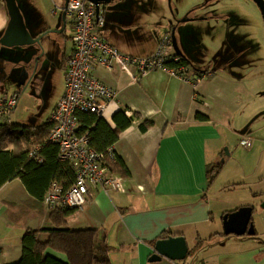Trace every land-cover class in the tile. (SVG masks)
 Instances as JSON below:
<instances>
[{"label": "crops", "instance_id": "obj_1", "mask_svg": "<svg viewBox=\"0 0 264 264\" xmlns=\"http://www.w3.org/2000/svg\"><path fill=\"white\" fill-rule=\"evenodd\" d=\"M17 1L25 13L32 35L36 32L38 36L62 27V20L58 26H44L43 17L45 12L52 17L62 14L58 8L64 6L63 0ZM190 2L187 5L183 0H177L175 15L178 20L184 18L189 10L201 7V2ZM100 14L104 18V25L99 29L102 38L128 55L150 56L157 52L167 35L172 39L169 21L173 16L168 0H116L102 7ZM195 16L196 19L190 23L175 24L178 45L184 52L183 57L191 64L188 67L198 69L200 72L197 71V74L211 73L200 84L194 85L169 70L149 72L135 82H127L125 75L104 68L94 71L98 80L119 92L104 118L112 128H115L113 116L121 110H126L129 117L134 113L140 116L112 147L131 176L127 178L117 171L118 162L111 161L108 165L110 174L120 179L122 190L91 188L83 208L54 212L43 201L36 200L20 178L6 183L0 188L1 264H15L21 260L22 240L29 230L39 231L37 241L48 243L51 233L46 230L59 228V221L63 223L62 229L97 230L99 238L110 248L111 264H264V240L249 236L226 238L214 230L218 218L221 220L225 214L237 209L223 210L220 207L219 200L215 198L220 193L213 192L208 178L209 169L223 163L222 147L231 141L217 124H230L235 113L240 115V110L248 107L252 98L264 97V91L256 94L248 91L242 81L244 77L228 70V57L223 63L217 56L220 54L225 58L232 51V48L228 49L231 45L219 49L203 41L194 25L213 18L205 19L209 15L204 13ZM9 22L5 1L0 0V37ZM67 28L70 35L60 39ZM52 36L62 44V81L54 103L42 117L43 121L39 122L35 117L33 107L40 103L37 96H41V91L38 90L34 97L28 96L29 84L25 87L21 83L19 88L15 87L4 95L18 94L17 109L8 122L31 127V135H36L43 125L49 124L51 114L63 96L66 63L74 51L70 19L67 18L62 33ZM2 51H7V48ZM214 52L217 54L214 55ZM15 64L8 58L0 61V86L3 87L5 78L18 69ZM216 66L220 68V73L216 71L217 74H214ZM24 95L30 107L21 105ZM213 98L226 103L231 98L229 105L233 113L220 118V109L209 105L208 101ZM262 103L263 100L258 106L264 108ZM198 114L209 120H197ZM144 121L153 125L142 132L140 126ZM0 123H3L1 119ZM243 139L250 140L251 145L243 146ZM35 140L31 138L29 144L35 143ZM252 141L249 137L241 136L239 139L243 147H251L254 144ZM17 147L15 143L7 145L10 151H15ZM169 236L185 237L189 246L186 260L163 258L159 263H151L156 241ZM46 255L69 263L65 253L51 248L46 250Z\"/></svg>", "mask_w": 264, "mask_h": 264}, {"label": "rangeland", "instance_id": "obj_2", "mask_svg": "<svg viewBox=\"0 0 264 264\" xmlns=\"http://www.w3.org/2000/svg\"><path fill=\"white\" fill-rule=\"evenodd\" d=\"M183 1L187 5L190 1L193 3L201 2V7L195 11L191 9L193 10L191 13L197 11L195 14L204 13L220 19L217 21L213 18L207 22L198 23L194 27L199 30L202 40L208 44H213L219 49L221 47L225 49L230 44L231 47L228 49L232 48V51L226 54L225 58L220 54L217 57L223 63L228 57L227 62L229 61L230 64L228 70L244 77L242 81L248 91H252L254 94L263 92L264 22L256 4L252 0ZM171 6L175 13L178 9L177 0H172ZM44 15V26L48 24L58 26V22H61V13L56 17H52L48 12H45ZM42 29L44 30L46 27H42ZM53 34L47 33L40 45L7 48V51L0 53L1 61H4L5 58L11 59L18 68L5 78L6 82L3 87L0 86V97H5V93L10 92L15 87L19 88L21 83L25 87L29 84L28 96L34 97L38 90L41 91V96H37L40 103L33 105L35 108L34 115L39 122L43 121V115L52 106L56 99V93H59L61 88L62 44H59L58 40L52 39ZM33 35L37 37L36 32ZM65 35H70L68 28L65 34L59 38L63 40ZM215 54L217 53L214 52ZM219 67H215L214 74L220 73ZM241 93L245 94L244 91ZM261 100L264 101V97L252 98L250 105L240 110L241 116L235 113L230 124L225 126L217 124L218 129L231 141L222 147L223 158L226 159L222 163V170L211 185L214 188V193L215 191L220 193L215 198L219 200V205L223 210H238L242 207L253 208L252 221L256 229V236L254 237L264 240V209L262 208L264 203V114H262L264 108L258 106ZM27 101L28 99L24 95L21 105L30 107L28 106L29 102L27 105ZM208 102L210 107L220 109L218 112L220 118L233 113V109L229 105L232 103L231 98H229L228 103L219 101L218 98H213L212 101ZM9 118L11 119V116L4 117L2 121H7ZM241 136L253 139L254 144L251 147H243L239 143ZM30 144L32 145V143ZM227 153H229L228 156ZM238 186L244 188L236 189ZM217 220L218 225L214 227V230L224 235L222 219L218 218Z\"/></svg>", "mask_w": 264, "mask_h": 264}, {"label": "built area", "instance_id": "obj_3", "mask_svg": "<svg viewBox=\"0 0 264 264\" xmlns=\"http://www.w3.org/2000/svg\"><path fill=\"white\" fill-rule=\"evenodd\" d=\"M58 9L70 19L74 51L66 63L63 96L49 119L51 129L47 140L58 146V159L75 168L76 179L67 189L54 182L45 194L43 204L51 211H66L83 208L91 188L122 190L120 179L110 174L107 165L108 161L117 162L114 152L94 151L88 144V138L77 132L80 113H93L105 118L110 104L119 94L117 89L98 80L94 76L95 70L104 68L125 75L127 82H135L155 70H169L194 85L200 84L211 73L197 74L188 66L168 68L167 62L181 60L170 35L150 56L123 53L100 35L104 18L97 12L95 4L88 0H69L67 6ZM18 103V94L0 98V119L10 117ZM8 121L3 123L10 124ZM241 144L250 146L251 142L243 139ZM29 157L37 164L44 162L40 146H35Z\"/></svg>", "mask_w": 264, "mask_h": 264}, {"label": "trees", "instance_id": "obj_4", "mask_svg": "<svg viewBox=\"0 0 264 264\" xmlns=\"http://www.w3.org/2000/svg\"><path fill=\"white\" fill-rule=\"evenodd\" d=\"M190 65L184 57H181L178 62L169 61L166 63L170 69ZM192 69L195 73L199 71L195 67ZM139 118L140 116L136 113L129 117L126 110H121L113 116L115 128H112L104 118L96 114L80 113L77 132L88 138V144L94 151L107 153L112 150L120 135L133 125L135 119ZM197 120L208 121L209 118L198 114ZM152 125L153 123L144 121L140 126L141 131H147ZM41 128L36 135H31V127L8 123L0 124V188L6 183L20 178L28 192L39 201H43L45 194L54 182L67 189L76 179L75 168L68 162L60 161L58 146L47 140L51 126L47 124ZM31 138L36 139L32 145L29 144ZM4 139L8 142H2ZM21 139H23L22 143ZM8 143H15L18 146L17 149L15 151L8 150ZM35 146H40V154L44 158L42 164H37L29 157L30 151ZM115 158L118 162L117 171L127 178L131 177L123 161L116 155ZM110 163L111 161H108L107 165ZM221 170L222 163L209 169L210 183ZM70 210L54 212H69ZM62 224L59 221L57 223L59 228L46 230L51 233V238L46 244L37 241L36 237L39 231H27L22 240V258L15 264H111L110 248L103 239L99 238L97 230L71 231L66 228L62 229ZM222 237L229 238L230 236L222 235ZM49 248L65 253L69 263L46 255V250Z\"/></svg>", "mask_w": 264, "mask_h": 264}, {"label": "water", "instance_id": "obj_5", "mask_svg": "<svg viewBox=\"0 0 264 264\" xmlns=\"http://www.w3.org/2000/svg\"><path fill=\"white\" fill-rule=\"evenodd\" d=\"M7 6L10 22L5 31V33L0 37V53L1 49L4 48H16V47H24L29 45H34L37 43H41V39L47 33H62L67 24V15L65 12H62L61 20H62V28L56 30H49L46 33L42 34L39 38H34L32 33L29 31L26 20L25 13L19 2L17 0H4ZM64 6L68 5L69 0H63ZM95 4L97 8V12L99 13L101 8L106 6L107 4H111L116 0H88ZM256 6L259 8L262 19L264 22V1L263 0H252ZM172 0H168V5L172 14V19L169 21L170 26L172 27V43L176 53L183 57L184 52H182L181 48L178 45V38L176 36V24L179 23H190L194 21L193 19H187L188 15L194 10L198 9L194 8L190 12L186 13L184 18L178 20L176 17L173 8L171 6ZM176 23V24H175ZM200 72V71H198ZM229 153H227V156ZM225 160L223 159L222 162ZM262 208L264 209V203L262 204ZM253 216V208L251 207H242L236 211L229 212L225 214L222 218L223 221V230L224 236H256V229L254 223L252 221ZM189 255V246L187 244V240L184 236L173 237L169 236L164 239H160L156 241L154 247V254L150 258L151 263H159L163 258H167L172 261H184Z\"/></svg>", "mask_w": 264, "mask_h": 264}, {"label": "flooded vegetation", "instance_id": "obj_6", "mask_svg": "<svg viewBox=\"0 0 264 264\" xmlns=\"http://www.w3.org/2000/svg\"><path fill=\"white\" fill-rule=\"evenodd\" d=\"M208 2H209V0H208ZM199 8H200V7H199ZM196 12H197V11H196ZM196 12H193V13L189 14L188 17H187V19H193V20L196 19V16H195V15H196V14H195ZM205 17H206L205 19H208V18H214L212 15L205 16ZM214 19L217 20V21L220 20V19L217 18V17H215ZM61 28H62V27H61ZM61 28H60V29H61ZM41 35H42V34H41ZM41 35H38L37 37H34V38H39ZM41 43H42V39H41ZM41 43H37V44L40 45ZM0 61H1V60H0Z\"/></svg>", "mask_w": 264, "mask_h": 264}]
</instances>
